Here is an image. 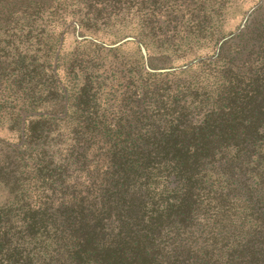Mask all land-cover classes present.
Listing matches in <instances>:
<instances>
[{"label": "trees", "instance_id": "obj_1", "mask_svg": "<svg viewBox=\"0 0 264 264\" xmlns=\"http://www.w3.org/2000/svg\"><path fill=\"white\" fill-rule=\"evenodd\" d=\"M231 7L0 0V264H264V18L225 53Z\"/></svg>", "mask_w": 264, "mask_h": 264}, {"label": "rangeland", "instance_id": "obj_2", "mask_svg": "<svg viewBox=\"0 0 264 264\" xmlns=\"http://www.w3.org/2000/svg\"><path fill=\"white\" fill-rule=\"evenodd\" d=\"M263 18L264 0H232V7L230 9V12L226 14L225 22L223 24V31L226 34L224 41L227 42L224 46L223 51L225 53L233 52L236 49L238 40L234 36H236L237 33L242 29L255 28V26L260 24ZM69 26L70 25L56 31V33L61 34L60 39L62 42V55H66L69 52H74L77 50L83 51L92 49V47H89L87 43L82 42L81 39L83 38H79L78 31ZM129 40L130 39L125 38L115 43L114 45H110L111 47H118L117 51L115 53H112V56H118L123 60L128 61L130 64H133L134 66L140 68L142 66V63H144L142 61V57L145 56V53L143 52V48L138 42H132ZM216 51L217 50H214L212 47H210L204 50L203 54L205 56H210ZM148 54L149 64L153 69H165V66L170 62V65L172 67H175L174 69L181 71L186 70L197 63V61L194 60L184 65L185 62L183 60L175 59L166 62H160L154 58V54L152 52ZM252 58L255 59V56H252ZM59 77L61 80H63V72L61 70L59 71ZM4 137L7 138L8 136ZM7 139L11 142L16 141L14 136H9ZM10 196L11 195L9 194V190L6 187L0 189V202L7 201Z\"/></svg>", "mask_w": 264, "mask_h": 264}]
</instances>
